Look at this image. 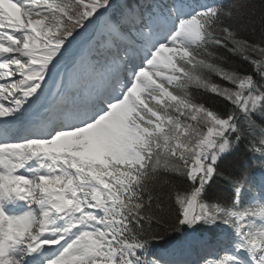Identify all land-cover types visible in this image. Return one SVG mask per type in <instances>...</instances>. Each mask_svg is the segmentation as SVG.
Returning a JSON list of instances; mask_svg holds the SVG:
<instances>
[{
	"label": "snow or ice",
	"instance_id": "obj_1",
	"mask_svg": "<svg viewBox=\"0 0 264 264\" xmlns=\"http://www.w3.org/2000/svg\"><path fill=\"white\" fill-rule=\"evenodd\" d=\"M0 264H264V0H0Z\"/></svg>",
	"mask_w": 264,
	"mask_h": 264
}]
</instances>
